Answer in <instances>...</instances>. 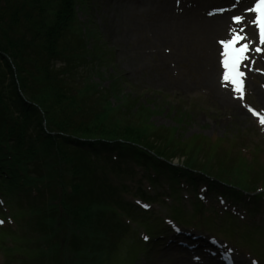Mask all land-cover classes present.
Instances as JSON below:
<instances>
[{
  "label": "rangeland",
  "instance_id": "obj_1",
  "mask_svg": "<svg viewBox=\"0 0 264 264\" xmlns=\"http://www.w3.org/2000/svg\"><path fill=\"white\" fill-rule=\"evenodd\" d=\"M64 1L67 7L46 11L34 22L32 33L25 28L23 34L15 33L22 47H31L41 23L48 30L67 29L68 46L76 51L98 48L104 57L96 60L92 71L84 65L78 69L81 76L75 79L76 86L88 80L104 92L115 84L123 105L139 113L132 126L149 129L146 136L154 134L152 141L160 151L172 147L170 152L179 154L172 160L175 167L194 161L199 170L222 173L223 181L233 182L232 186L247 181L242 184L245 191L261 193L251 197L217 183V191L207 192L202 186L205 182L195 187L197 173L184 167L194 182L183 179L179 193L167 183L155 189L121 167L133 161L116 162L122 171L112 174L111 169H117L115 161L80 165L75 155L72 159L59 149L56 156L53 152L34 161L26 147L25 167H19L15 182H0V264H219L218 260H227L225 254L243 264H264V125L260 122L264 117V53L255 51L261 45L253 48L258 60L251 55L241 64V71L251 79L239 96L251 116L240 117L226 104H217L205 83L216 61L225 69L227 57L222 51L207 44L202 47L197 38L193 50L185 44V58L178 61L170 46L129 42L138 36L144 43L145 36L129 31L132 23L122 10L113 12L110 0ZM142 19L149 22L145 16ZM52 42L42 40L48 44L41 49L46 56ZM243 43L247 42L236 47ZM201 49L207 59L202 66L197 65L195 53ZM56 59L48 54L44 61L60 70L61 60ZM186 60L188 64L183 63ZM112 101L117 104L116 99ZM110 123H125L120 108L110 115ZM226 175L233 177L226 179ZM25 179L34 197L25 189ZM223 191L234 193L236 201L231 203ZM138 194L153 201H144Z\"/></svg>",
  "mask_w": 264,
  "mask_h": 264
},
{
  "label": "trees",
  "instance_id": "obj_2",
  "mask_svg": "<svg viewBox=\"0 0 264 264\" xmlns=\"http://www.w3.org/2000/svg\"><path fill=\"white\" fill-rule=\"evenodd\" d=\"M67 4L64 0H0V182H15V173H21L19 167H25L23 158L27 157L25 148L28 147L34 161H42L45 154L50 156L48 151L52 154L54 152L52 156H56L57 149L72 159L75 155L80 165L87 162L100 164L101 159L110 163L115 161L117 169H111L109 173H120L121 167L124 166L127 175L132 173L143 177L142 183L147 182L155 189H161L163 184L167 183L178 192L179 184L185 182L182 178L193 182L196 180L194 184L197 183V187L199 182L207 183L200 176L204 174L207 179V176L218 179L221 183L217 184L227 190L229 188L245 195L249 193L242 185L249 182L240 180L241 184L232 186L233 182L223 181L225 179L222 173L215 175L209 174L212 172L210 169L199 170V167L194 166V161L185 165V168L199 171L194 175L195 180L190 179V175H187L189 172L183 171L182 167L177 169L172 160L179 154L170 152L172 147L167 151H160L152 141L154 134L146 136L149 129L145 131L143 127L132 126L139 113L136 110L132 113L133 108L127 109L123 105L121 92L115 84L104 89V92L99 91V87L90 84L88 80L84 85L76 86L75 79L81 76L78 69L84 65L87 70L92 71L97 59L104 60L98 48L90 50L82 47V50L76 51L73 46H68L67 29L48 30L44 23L36 29L29 49L25 44L23 47L20 45L23 41L18 40L16 32L23 34L25 28L32 33L34 22L39 17H44L46 11ZM29 13H35L37 16ZM43 38L48 42L53 40V47L47 51V56L51 54L61 60L60 70L55 69L52 62L44 61L47 56L41 49L42 46L48 47V44L42 43ZM56 42L58 48L54 47ZM33 48L38 49L31 51ZM86 58H91V61L87 63ZM112 99H116L117 104H114ZM118 108L123 112V125L110 123V115ZM35 136L37 137L34 138ZM44 146L47 150H44ZM193 160L197 163V159ZM118 161L133 162L131 166L127 162V166L122 164L120 167V163H116ZM73 165L75 166L74 162ZM78 176L81 180L84 178L82 174ZM226 176V179L233 177ZM26 181L25 179V185ZM40 186L43 185L37 188H42ZM213 187L209 184V188L213 190ZM36 192L38 197L40 191ZM223 194L236 201L234 193L223 191ZM136 197L153 201L139 194Z\"/></svg>",
  "mask_w": 264,
  "mask_h": 264
},
{
  "label": "bare ground",
  "instance_id": "obj_3",
  "mask_svg": "<svg viewBox=\"0 0 264 264\" xmlns=\"http://www.w3.org/2000/svg\"><path fill=\"white\" fill-rule=\"evenodd\" d=\"M251 2L252 0H110V3L115 5L113 12L122 10L132 23L133 27L129 31L145 36L144 43L139 42L138 36L129 42L136 43L138 46H144L148 42L154 45L170 46L174 48V56L178 61L185 58L182 51V48L186 47L185 44H188L189 50H193L196 47L194 41L197 38L202 41V47H204L203 44H207L214 46L217 52L224 53L221 42L228 41L229 33L241 28L244 29L242 35L247 36L245 42L250 44L248 57L252 55L254 60H258L259 57L253 48L256 44H260L259 32L257 39L253 24L255 13L249 12V9L253 8H250ZM132 16L135 20H132ZM143 16L149 19L148 23L142 19ZM236 17H242L243 23H236ZM128 36L129 33L123 35L125 41L128 40ZM195 53L199 60L197 65L202 66L207 60L202 49ZM183 63L188 64V61ZM239 70L241 71V66ZM225 73L226 69H223L218 61L212 64V73L205 80V83L209 85V96L212 92L217 104H226L240 117L249 118L251 113L243 109L239 92L235 90L236 85L232 83L231 77L228 80L224 79ZM241 79V87L244 88L248 85L251 76L246 74ZM45 146L48 147L46 143ZM45 146L44 150H47ZM48 153L52 154L51 151ZM25 189L34 197V193L27 184ZM225 258L227 260H218L219 264H229V260L232 261L231 264H243L239 259H229L228 254H225Z\"/></svg>",
  "mask_w": 264,
  "mask_h": 264
},
{
  "label": "snow or ice",
  "instance_id": "obj_4",
  "mask_svg": "<svg viewBox=\"0 0 264 264\" xmlns=\"http://www.w3.org/2000/svg\"><path fill=\"white\" fill-rule=\"evenodd\" d=\"M250 13H255V19L253 21L254 26L257 27L259 32V41L261 47H257L255 51L257 53H264V0H257L255 6L249 9ZM236 23H243L242 17L235 18ZM244 31L243 28L239 30V32L234 31L233 39L221 42L222 47L224 48L223 55L227 57L223 61V65L226 69V73L224 76L225 80H228L231 77L232 83L236 85V91H242V79L245 77V73L240 71V66L244 60L248 59L247 53L250 51V44L243 43L242 46L236 47V45L241 41H246L247 36L241 35ZM260 122L264 125V117L260 118Z\"/></svg>",
  "mask_w": 264,
  "mask_h": 264
}]
</instances>
